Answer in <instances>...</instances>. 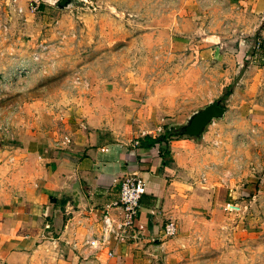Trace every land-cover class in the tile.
<instances>
[{"label":"rangeland","instance_id":"obj_1","mask_svg":"<svg viewBox=\"0 0 264 264\" xmlns=\"http://www.w3.org/2000/svg\"><path fill=\"white\" fill-rule=\"evenodd\" d=\"M57 1L0 0V205L38 172L41 138L54 151L83 125L128 142L212 101L225 112L203 132V169L224 190L203 194L180 264H264V121L249 116L264 109L257 20L236 0ZM56 237L33 264H56ZM73 251L63 264L90 263Z\"/></svg>","mask_w":264,"mask_h":264},{"label":"crops","instance_id":"obj_2","mask_svg":"<svg viewBox=\"0 0 264 264\" xmlns=\"http://www.w3.org/2000/svg\"><path fill=\"white\" fill-rule=\"evenodd\" d=\"M236 2L257 20L259 46L264 54V0ZM253 110L249 115L251 122H263L264 109ZM159 132L134 136L128 142L109 143L102 132L79 125L65 134L69 142L57 145L54 151L46 149L41 138L43 155L38 161V172L21 196L14 194L11 202L0 205V264H33L42 243L50 246L49 240L41 239L51 230L57 235L55 242L60 244L57 250L52 249L55 263L72 259L75 254L67 244L73 235L88 232V226L98 220L104 206L116 198L119 181L126 175L139 176L145 184L126 240L116 243L110 238L109 257L104 248L95 251L83 246L78 251L90 261L88 264H180L183 253L177 250L179 237L203 221V194H214L216 199L224 188L213 179L210 170L203 169L207 160L203 157V133L197 140L182 135L150 147L139 145L144 135L155 137ZM26 147L25 153L36 152ZM72 174L77 176L86 201L82 209H69V199L62 194L66 179ZM167 219L176 224L174 239L161 234ZM77 223L80 227L75 226ZM96 231L94 224L90 230L93 237ZM75 239L77 244L81 242L80 237ZM153 241L159 244L158 255L149 248Z\"/></svg>","mask_w":264,"mask_h":264},{"label":"built area","instance_id":"obj_3","mask_svg":"<svg viewBox=\"0 0 264 264\" xmlns=\"http://www.w3.org/2000/svg\"><path fill=\"white\" fill-rule=\"evenodd\" d=\"M68 142L69 138L67 136H63L60 140V144ZM144 191L145 184L141 177L136 175L124 176L119 181L116 198L104 206L98 220L94 222V224H97V235L95 237L92 236L90 230L94 228V224H91L88 226V232L83 235L79 244H77L75 237H73L70 243L71 248L88 246L95 251L104 248L106 249V256H111V251L107 249L110 238H113L116 243L126 240L127 233L132 230L138 201ZM175 232V222L167 219L161 226L162 236L168 238L173 236ZM88 234L90 235L88 236Z\"/></svg>","mask_w":264,"mask_h":264},{"label":"water","instance_id":"obj_4","mask_svg":"<svg viewBox=\"0 0 264 264\" xmlns=\"http://www.w3.org/2000/svg\"><path fill=\"white\" fill-rule=\"evenodd\" d=\"M74 2L75 0H58L56 2V7L63 9ZM224 112L225 109L218 103L209 101L202 107L192 111L182 124L173 127V132L186 135L197 140L202 136V133L205 131L207 125L211 123L212 120L221 119ZM62 194L69 199V209H82L86 206V201L75 174L67 177ZM149 248L153 253H156L157 255L159 254V244L155 241L149 245Z\"/></svg>","mask_w":264,"mask_h":264},{"label":"trees","instance_id":"obj_5","mask_svg":"<svg viewBox=\"0 0 264 264\" xmlns=\"http://www.w3.org/2000/svg\"><path fill=\"white\" fill-rule=\"evenodd\" d=\"M171 128V127H169ZM172 136H182L181 134L174 133L173 131L170 130H164V133L159 134L158 136L155 137H150L148 135H144L139 141L142 147H150L154 145L155 143H159L161 141H165L166 138L172 137ZM161 157V162H162V155Z\"/></svg>","mask_w":264,"mask_h":264}]
</instances>
